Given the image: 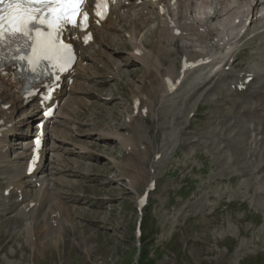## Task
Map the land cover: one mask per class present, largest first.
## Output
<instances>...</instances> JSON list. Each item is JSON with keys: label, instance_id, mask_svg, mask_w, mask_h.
<instances>
[{"label": "rangeland", "instance_id": "1", "mask_svg": "<svg viewBox=\"0 0 264 264\" xmlns=\"http://www.w3.org/2000/svg\"><path fill=\"white\" fill-rule=\"evenodd\" d=\"M149 14L153 22L141 30L136 37L138 41L143 34L149 35L147 40H150V30L161 26L158 16L152 12ZM130 22V18L123 21L118 32L121 39L113 40L110 46L120 53L118 65L122 64V59L129 58L132 41L126 35L130 31ZM115 36L113 34L112 38ZM151 43H146V47ZM186 44L183 40L177 42L178 46ZM99 49V44L90 48L92 60L88 63L89 69L94 73V67L99 68L104 79L110 77V83L101 92L103 97L98 105L91 107L83 116L80 112L73 117L68 116L69 122L76 128L79 124L71 123V120L92 122L93 126L81 129L97 128V132H108L106 125L114 129L118 125V132L133 140L135 149L132 150L145 153V159H141L139 164L144 166L148 175L141 176L144 178H140L141 182L137 184L142 185L135 189L120 179L126 170L124 151H129L130 146L124 148L115 140L101 151V167L92 168L99 175L94 174L93 177L103 180L91 187L79 182L62 189L75 193L84 190L88 197L98 199L111 198L112 205L96 209V214L88 208L77 207L88 211L77 213L74 228H67L68 224L54 234L47 232L43 235V238L50 235L46 240L54 241L65 232L56 248L48 244L49 241L43 244V241L36 243L30 239L33 223L28 226L29 221L22 217L19 220L7 219L0 223V264H264V169L259 171L260 162H264V134L259 129H248L238 164L229 163L232 151L224 147L225 139L240 137V125L252 124L250 113L228 119L225 113L231 111L230 105L210 104L204 94L189 97L186 101L190 91L181 95L183 91L179 90L180 95L170 99L172 102L169 98L157 97L153 111L141 100V106L146 105V112L131 113L128 117L134 91L141 97H147L156 86L152 78L166 75L165 68L171 64L169 59L172 57H175L177 67L176 58L181 55L177 56L173 50L172 57L167 58L162 50L163 68L158 70L154 67L148 74L141 63L130 69L116 70L109 53L104 59L97 53ZM199 52L201 47L192 44L186 55L194 56ZM208 52L215 50L209 48ZM178 72L172 69L170 75ZM222 92L223 89L219 90L221 97ZM107 96H115V99L102 106ZM218 105H225L221 113L215 112ZM62 113L66 110L63 109ZM260 115L264 118V112ZM188 121L190 125L184 127ZM219 121L222 122L221 126H216L219 130L217 135L205 133L213 131ZM135 123L138 129L133 132L130 127ZM200 131L204 133L197 136L199 141L185 151L189 141L196 138L197 134L193 132ZM95 136L75 138L88 144ZM217 138L218 142L210 144ZM182 141L185 147L180 146ZM195 153L198 156H194ZM221 158L227 162L218 161ZM76 166L80 171L86 167L85 164ZM110 178L115 182L109 184ZM147 179L148 183L155 180V188L149 192L147 205L138 212L136 199L148 184ZM49 188L46 189L49 191ZM52 224V221L49 225L37 224V231L40 233ZM137 225L141 231L138 237L135 234Z\"/></svg>", "mask_w": 264, "mask_h": 264}, {"label": "bare ground", "instance_id": "2", "mask_svg": "<svg viewBox=\"0 0 264 264\" xmlns=\"http://www.w3.org/2000/svg\"><path fill=\"white\" fill-rule=\"evenodd\" d=\"M126 1L127 0H122V3H117V5H114L111 8V11H110L108 18L104 22H102L101 26L99 28H97V30L103 29L104 33H107L108 35H110V31L115 30L117 28L115 22L121 21L123 19V17L125 16V12H128V9H127L128 5L123 4ZM148 1H149L151 6H154L156 9H158L157 8L158 3L152 2L150 0H148ZM211 1H213V0H210V2ZM136 3H137V0H133L131 2L132 8L137 7ZM231 3L232 2L230 0H228V1L227 0H221L220 3H218V7L221 9H225ZM261 3H263L261 0H256L254 6L252 7V10L257 9V6L260 5ZM163 4H164L166 10L163 8L164 11H163L162 16L161 15L158 16V18L160 19L161 26L156 27L157 29L154 28V30L153 29L150 30V34H152V35H151V39L150 40L148 39V40H149V43L153 42L152 46H150L151 49L146 48V43L148 42L147 38H150V37L145 36V34H143L141 36V38L143 37L145 43L141 42V41H137V40H133L131 43L130 56L133 59V61L137 60V61L142 62L144 64V68L146 70L145 71L146 73H148V74L152 73V70L154 67H158L157 68L158 70H161L163 68V66H164L163 63L165 61L163 60L164 55L161 54L162 50L165 51V56L167 58L170 56L172 57V53H173L172 51L175 50L177 56L181 55V57L176 58L180 62V59L182 57L186 56V53L189 51V48H191L192 43L194 44V46H200L202 52L206 48H209L210 46H213V45H215L216 47L222 46L223 48L225 46L230 45V42L228 41V39L227 40L225 39L226 32H224V31L219 32V37L215 38V35L213 34L214 29L211 28L210 24L206 23L207 21H209L211 19V18H209V16L211 14L206 13V10H208V8L205 5H207V3H197V2H195V0H177L174 5H169L168 3H163ZM237 5L241 6L242 3H237ZM170 10L172 11V15H171ZM196 10L198 11V13H196ZM113 13H115V18L111 21V20H109V18L111 16V14H113ZM203 15L205 16L206 19L208 18V20L204 21L202 18L201 19L199 18V16H203ZM168 16H171L170 19H168ZM151 22H153V20L149 16H147V14L143 10H139L136 13V18L132 20L134 29L129 31L130 32L129 38H132L133 35H136V34L140 35L141 30L147 28ZM169 22L175 23L176 27L178 29H180V31H181L180 35H174L173 34V27H172V25L169 26ZM211 23H213V22H211ZM232 29H234V27ZM183 33H184V36L181 38ZM243 38H244V36L242 37V39ZM181 40L185 41L187 44L178 46L179 44L177 45V42L178 41L181 42ZM247 43H249V41L245 40L243 45H246ZM88 46H90V44ZM230 48H231V46H230ZM77 50L78 51L81 50V54H79V55L82 58H80L78 60V62L76 63L75 70L76 71L79 70L78 71L79 77L83 81L80 82L76 78H73V81L70 85H68V83L65 81L63 83L61 90L58 93H56V96H55L59 101H62V100L64 101L62 108H65L70 113V115H74L76 112L74 105H75V102L77 100L76 99L77 94H81V96H82V94H89V95H92L96 99V101H93V102H88L86 100L79 99L77 105L80 108L90 109L92 106L98 105L97 100L101 96L102 88H98L97 86L102 87V84L105 83L102 80H94L92 86H88L84 83L85 79H86L85 71H88V70L84 66H81V62L83 60L89 58V57L84 56L83 52H84L85 48L83 46H81L80 44H77ZM110 50H111L112 54L115 53L114 49H110ZM135 50H138L139 54H135L134 53ZM228 54L230 57H233L232 64L234 63L233 64L234 66H242L243 65L242 63H239V62L235 63L237 55H234V51L229 50ZM197 58L198 57H196L194 59H197ZM194 59H192V60H194ZM126 60H127V58H125L124 61H126ZM169 61H171V64L168 65L167 68H165V74L168 76L164 75V76H161V78L160 77L159 78H157V77L152 78L153 82L156 83V86L154 87L153 92H150V94L148 92L147 97L145 95H143V97H141L137 92L135 93V91H134L132 100H135L134 98H138V99L146 102V105L151 109V111H153V106L155 104L156 98L159 96L162 98L163 97L166 98L165 95H167V93L165 92L166 87H165L164 78L165 77L175 78L179 74V72L177 75H174V73H173V75H170V72L172 71V69L179 70V68H180V66L176 67L175 57L174 58L172 57V59H169ZM260 62L264 66V54L262 55V59ZM169 67H171V68H169ZM148 70H150V71H148ZM10 75H11L10 73H5V75L0 76V120H2V123L0 124V131L3 132L2 138H0V150H2V148L5 146V144L2 140L5 139L4 137H5L6 133L8 132V129H9L7 127V125L12 123V116L15 113H17L18 111H21L22 113L25 114V117L30 116V120L28 121V127H30V125H31V120L33 119V115L39 114L36 99L34 98L33 100L28 101L24 104V99L22 98V93H21L22 84L18 83V82H11L6 77V76H10ZM260 75H261V73H255V75H254V73H252L251 69L244 68V74H243L242 79L244 80L247 76H252L251 82H253L255 77H258ZM154 79H155V81H154ZM210 80H211V78L207 79L201 87H203L205 84H207ZM238 80H240V79L238 77H236V84H237ZM198 85L199 84L196 80H194L192 83H189V82L186 83V87L189 88L190 92H193L192 90H194L196 86L198 88ZM37 87H39V86H37ZM67 87H69V90L67 89ZM213 89H214V86H211L210 89H203L200 91V94L203 95L208 90H213ZM223 91L225 92L224 89H223ZM259 91H260V89L256 88L249 95L252 97H255L259 93ZM195 94H197V93H195ZM218 94H219V91H218ZM174 97H176V95H172L170 98L168 97L169 101H170V99H174ZM191 97H193V96H191ZM114 98H115V96H112L110 99V102ZM220 98L222 99L221 96H220ZM170 102H172V101H170ZM6 104H10L11 105L10 108L6 111L2 110L3 105H6ZM104 104L105 103H103L102 105H104ZM146 105L144 104L141 107H146ZM26 109L30 110L31 112L30 113L26 112ZM131 111H132V108H131ZM9 112H10V114L8 115ZM103 112H104V110H103ZM84 114L85 113L80 112L81 116H83ZM96 117L97 116H92V118H96ZM128 117H130V116L128 115ZM96 123L98 125H100L99 120H97ZM85 125H88V124L85 123ZM91 125L93 126L92 122H91ZM106 128H107L108 132H104L103 130L101 132H97V128H94L93 130H83V131L78 132L79 134H81V132L86 133V135H88V137H91V135L92 136L96 135L94 137V141L90 142V144H89V147L91 148L90 151H84V150H87V148L81 142H78L80 149H82L84 151V154L78 155V158L89 159L93 156H98L99 152L106 150L104 147L108 146L109 144L114 143L115 140L119 145L123 146L124 148L126 146H130V147H128V149H130L129 151L128 150L124 151L126 156L123 160V165L125 166L126 170L123 171V175L120 176V179L127 181L128 185L131 188L135 189V187H137V185H139V184L142 185L141 183L137 184L138 181L141 182L140 178H144L141 176H145L147 174L144 166L140 165L142 163L141 159H143V160L145 159V153H140V152L132 150V149H135V146L133 144V140H130L129 137L118 132V130L120 129V127L118 125L115 127V129L111 125H106ZM137 129H138V127H137L136 123L130 127V130H132L133 132H135ZM57 134H58V131H54L53 137L55 138V136ZM31 135H32V133H26L25 134L26 137L31 136ZM63 138H68V137L65 136ZM129 140H130V142H129ZM63 141H65V140H63ZM59 157L60 156H58V158ZM97 158H99V157H97ZM72 160H68V159H65L62 157H60L58 160H56V166H57L56 173L58 174L61 170L66 169V168H68L70 171H72V174H74L75 172H80L78 169H70V166H68L69 164H72L73 166H76V164H78L76 159H72ZM121 165L122 164H120V166ZM89 166H90V164H89ZM24 167H26V162H25ZM90 167H91V170H90L91 173H95L92 168L98 169L96 167H92V166H90ZM18 169H20V168H18ZM40 172H41V168L38 171H36L35 173H33L32 176H26L25 172L23 171V174L21 176L20 171H18V173L22 179H27V178L32 179V178L36 177L37 174ZM97 176L99 177V175H97ZM64 178H65V176L57 178V180L54 182L55 186L63 188L64 186L68 185L70 182H73V181L65 180ZM99 180H103V179L97 178L96 179L97 183L99 182ZM35 181H38V180L36 179ZM113 181L115 182V180L112 178L108 179L109 184ZM74 183H75V185H77L76 182H74ZM147 183H148V179H147ZM18 184H19V186L17 188L15 187V184H8L4 187V190L9 189L10 185H12V190H18V189L22 188L21 192L23 193L24 186L21 187L22 183H18ZM147 185L148 184L145 185V188L147 187ZM43 187H44V185L38 189L37 193L34 192L35 197H36L35 199H33V201H35V203H36L35 207L29 211L23 210L22 214L24 216L29 215L30 223L28 224V226L33 223L32 233L30 234L31 235L30 239H32L33 242H36V243L43 241V244H44L45 241H49L46 239L48 236H50V235H48V236H45L43 238V235H45V233L49 232V234H54L58 230H63V228H65V226L67 227L68 224L70 226H68L67 228H71V227L74 228L73 223H74V219L77 215L74 211V208H72V209L67 208V205L59 199V198H62V197H60V195H62L61 193H59L60 195H57L56 193H52V192L45 190ZM58 190H60V189H58ZM69 194H71V192ZM16 195L19 196L20 194L17 193ZM37 204H39V205L37 206ZM41 206H43V207L46 206V208H47V209L45 208L46 210H44L42 213L40 212L41 210H38V208ZM54 207H56L57 210H54ZM51 214H53V215H52L50 220L53 222H56L58 226L56 228H53V229L50 226V228H46L45 230H43L39 233V231H37V227H38L37 224H40V219L41 218L45 219V221L43 220V224L49 225L48 220H49V217ZM40 226H41V224H40ZM51 231H52V233H50ZM64 234H65V232H64ZM62 236L60 238H59V236H57L56 240L49 241L48 244H51V246L54 245L52 247L56 248L57 242L61 241ZM45 244H47V243H45ZM37 250H39L38 247H37ZM89 250L90 249H88V251ZM86 253H89V252H86Z\"/></svg>", "mask_w": 264, "mask_h": 264}, {"label": "snow or ice", "instance_id": "3", "mask_svg": "<svg viewBox=\"0 0 264 264\" xmlns=\"http://www.w3.org/2000/svg\"><path fill=\"white\" fill-rule=\"evenodd\" d=\"M84 0H0V43L23 39L32 41V55L21 56L35 66L41 60L55 62L53 66L64 69L72 60V46L60 40V33L66 24L77 25ZM97 15L106 9L105 0L97 3ZM88 13H82L80 24L87 26ZM33 25H37L33 27ZM43 25L50 31L44 32ZM90 37H85V42Z\"/></svg>", "mask_w": 264, "mask_h": 264}]
</instances>
